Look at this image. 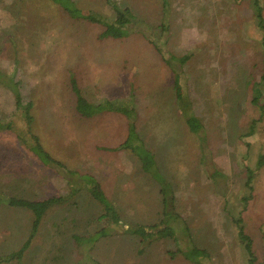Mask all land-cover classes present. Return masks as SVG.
Returning <instances> with one entry per match:
<instances>
[{"label":"rangeland","instance_id":"374dc122","mask_svg":"<svg viewBox=\"0 0 264 264\" xmlns=\"http://www.w3.org/2000/svg\"><path fill=\"white\" fill-rule=\"evenodd\" d=\"M71 1L85 10L113 13L106 0ZM113 1L144 23L149 39L142 32L116 41L99 39L100 26L71 20L49 2L0 0V70L14 75L24 100L33 102V129L41 147L69 169L93 175L124 228L148 229L168 221L174 203L190 242L181 230L148 244L147 238L118 228L86 243L85 234L108 222L96 219L102 205L88 191L90 185H69L28 157L12 136L0 134V192L33 200L70 194L68 202L48 211L26 264H89L86 255L99 264H249L234 223L238 217L254 264H264V165L255 166L264 154V110L259 118L250 102L251 79L262 70L261 34L251 0ZM163 3L168 7L162 9ZM261 4L264 15V0ZM188 53V61L175 69L176 81L171 64H180L164 59ZM68 72L89 101L115 98L130 111L78 116ZM14 114L13 96L0 86V118ZM190 116L200 123L198 129H191ZM251 120L256 123L248 135ZM17 126L23 124L17 121ZM136 136L152 154L149 171L142 170L134 150L122 148ZM247 167L254 172L250 192ZM29 221L27 211L0 206V255L18 249ZM72 233L82 237L81 248L73 245ZM51 236L55 246L50 249L45 239ZM190 243L209 257L199 263L187 257L178 247Z\"/></svg>","mask_w":264,"mask_h":264},{"label":"trees","instance_id":"16d2710c","mask_svg":"<svg viewBox=\"0 0 264 264\" xmlns=\"http://www.w3.org/2000/svg\"><path fill=\"white\" fill-rule=\"evenodd\" d=\"M25 1L26 0H20V2L22 3H24ZM37 1L43 2L44 5H48L50 3L54 4L55 6H58L59 9H62L68 15V17L71 18V20L100 26L102 30L99 33V39L112 38L116 41L127 38L130 35H134V33L139 32H142L141 35L143 36V38L149 39L142 27L144 23L138 20L132 14L129 8H122L113 0H106L107 5L113 11L110 16H106L105 14L92 9H82L76 6L71 0ZM165 7H168V5L163 3L161 8L164 9ZM251 9L252 16L261 34L259 45L261 53L262 70L261 73L258 75L257 79H251L253 82L252 84L250 83V102L253 108L258 111L259 118H261L264 110V102L262 104L260 103V99L264 95V15L262 12L261 0H251ZM159 30L160 32H165L167 28L164 25L160 24ZM164 37L165 36L161 34V36H159V39L165 41ZM149 41L152 45L155 46L159 54H163L161 48L155 41ZM190 55L191 54L188 53L178 58H174V56H172L168 60H166L165 58L164 61L169 65L173 60L177 61V63L180 64L178 67H175L171 64L172 69L174 70L173 73H175L178 68L180 69L181 66H183L188 61ZM178 71H176L175 73L176 81L179 77ZM251 80H249V82H251ZM0 86L11 92L15 106V116L12 115V117L7 116L4 118H0V134H7L12 136L18 142L21 149L27 154L28 157H35L43 168L53 169L54 172L57 173V175H59L63 179H65L69 185H73V187H75L76 184L82 183L85 184L86 187L89 184L90 186L88 187V191L93 196V198L100 201L99 203L102 205V211L96 216V219H106L108 222L106 226L101 227L99 230H96L91 234H85L86 237L84 238L86 240V243L91 240L92 242H94L98 239V237L104 236L106 234V231L115 232L118 228L121 229L120 232H128L131 234H135L140 236L142 239L147 238L148 244L166 235H176L175 230H181V232H183V238L189 241L190 237L187 225L183 220L180 221L179 215L175 211L174 203H172L168 207L169 210H171L170 218L168 221H164V219H162L158 224H152L148 226V229L144 228L143 225H139L137 227L132 228H124L122 226V222L119 221V217L116 214L117 212L113 207V204H111V202H109V200L106 198L100 183L98 182V180L94 179L93 175H82L69 169L63 162L51 157L50 154H48V152H46L45 149L41 147L39 137L33 129V102L31 100H24L20 91V82L15 79L14 75L8 74L5 71L0 70ZM68 86L74 101L73 110L78 116L82 118H91L97 113H108L109 111L123 112L124 114H128V111H130L128 110L129 104H127L126 102H118L117 99L103 100L100 103H94L89 101L83 95L81 89L78 86L74 74L71 72H68ZM134 102L135 100L133 97V100L131 102L133 104V106L131 107L133 108V111L134 107L136 106L134 105ZM14 117H16V119ZM134 117L135 114L131 117V120H134ZM186 119L188 124L191 126V129L193 128V130L198 129L201 126L200 123H198L195 117L193 116L187 117ZM17 121H20L23 126L18 127ZM255 123L256 120H251L249 125V131L247 133L248 135L252 134ZM132 133H134V131ZM122 148L131 150L132 152L134 150L136 152L140 159V163H142L141 166L143 171H149V169L151 170V168L154 167V162L151 159L152 154H150L146 149L143 148V142L139 137L136 136L134 143H131V145H128V143H124L122 145ZM263 165L264 154H259L255 166L256 168H261ZM246 169L247 176L245 186L250 192L252 190L251 183L252 179L254 178V172L249 167H247ZM78 189H75L74 191ZM160 194L162 195V200H165L163 195V188H160ZM250 195L251 194L248 193V195L244 196V199H246V197L249 198ZM69 197L70 194H62L57 196H50L44 199L33 200L0 192V206H8L10 208L23 209L27 211L30 216V226L24 241L21 243L18 249L11 251L8 254L0 255V264H26V261H29V256H31L30 254H28L29 250H31L33 247L37 248L36 243H39L41 240L40 232L44 226L43 221L46 219L48 211H50L54 205H63L62 202H68ZM164 204H166V202H164ZM167 213L168 209L162 211L163 218ZM176 221L179 223L178 227L173 226V223ZM234 223L237 226V231L239 233L240 240L245 243V248L247 250V253L249 254L248 262L249 264H254L255 258L252 254L251 242L248 239V236L244 234L243 229L240 226L239 217L237 219H234ZM70 238L72 239L74 246L80 247V245H82V237L80 235L72 233L70 234ZM51 239H53L52 236L45 239L50 245V249L52 246H55V244H52L54 240L51 241ZM92 242L89 243L90 246L88 245L90 248L94 246ZM89 247L86 249L87 253H89L90 251ZM178 248H181V251H183L187 255V257H191L193 260L197 258L198 263L200 259L209 257V253L206 250L198 249L192 243H190L189 246H187L186 248L181 247V245ZM85 257L86 262L87 260H89V264H99L95 259H91L87 255Z\"/></svg>","mask_w":264,"mask_h":264},{"label":"crops","instance_id":"0c3cea01","mask_svg":"<svg viewBox=\"0 0 264 264\" xmlns=\"http://www.w3.org/2000/svg\"><path fill=\"white\" fill-rule=\"evenodd\" d=\"M104 100H116V99L114 98V99H104ZM102 101H103V100H102ZM102 101H100V102H102ZM100 102H99V103H100ZM97 103H98V102H97ZM103 114L106 115L107 113H103ZM114 174H115V173H114ZM124 175H126V177H131L130 174H124ZM144 192L149 193V189H145ZM155 198H156V199H159L158 195H156ZM109 200H110V199H109ZM110 201H111V200H110Z\"/></svg>","mask_w":264,"mask_h":264}]
</instances>
